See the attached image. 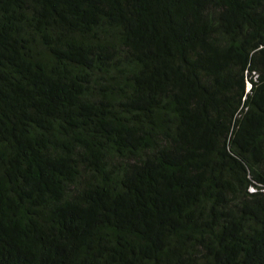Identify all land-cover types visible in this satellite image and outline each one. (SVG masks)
Returning <instances> with one entry per match:
<instances>
[{
	"label": "trees",
	"instance_id": "1",
	"mask_svg": "<svg viewBox=\"0 0 264 264\" xmlns=\"http://www.w3.org/2000/svg\"><path fill=\"white\" fill-rule=\"evenodd\" d=\"M0 264H264V0H0Z\"/></svg>",
	"mask_w": 264,
	"mask_h": 264
}]
</instances>
